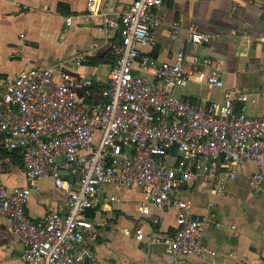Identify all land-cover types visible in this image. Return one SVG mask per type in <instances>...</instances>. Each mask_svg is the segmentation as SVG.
<instances>
[{
  "label": "built area",
  "instance_id": "2783aa9c",
  "mask_svg": "<svg viewBox=\"0 0 264 264\" xmlns=\"http://www.w3.org/2000/svg\"><path fill=\"white\" fill-rule=\"evenodd\" d=\"M165 1L131 0L117 21L100 14L103 26L117 29L119 39L110 46L115 62L99 102L88 101L91 82L74 79L62 64L22 70L0 91V148L19 152L28 181L9 190L0 165V213L23 245V264H84L81 245L93 229L88 211L103 185L140 188L142 215L150 205L175 209L172 235L138 229L133 234L137 242L163 245L173 256H209L215 264L216 252L201 244L207 217L191 211L183 187L201 175L220 194L252 163L256 172L250 185L261 188L264 106L260 116L246 114L243 106L236 110L246 96L224 88L218 61L195 56L193 69L185 71L181 50L172 61H157L139 49L154 44L161 25L155 10ZM180 30V23L173 22L169 37L178 39ZM187 37L206 44L215 35L189 26ZM84 62L80 54L71 64ZM191 78L224 89L222 101L197 106L177 97L174 90ZM48 178L64 196L65 212L51 210L36 222L27 214L29 197L37 181Z\"/></svg>",
  "mask_w": 264,
  "mask_h": 264
},
{
  "label": "crops",
  "instance_id": "0c3cea01",
  "mask_svg": "<svg viewBox=\"0 0 264 264\" xmlns=\"http://www.w3.org/2000/svg\"><path fill=\"white\" fill-rule=\"evenodd\" d=\"M130 1L0 0V91L22 70L62 64L74 79L91 82L88 101L99 102V90L106 85L115 62L110 46L119 39L117 29L103 26L100 14L117 21ZM155 14L161 25L153 45L139 46L142 52L157 61H172L181 50L185 71L193 69L195 56L218 61L224 88L246 96L236 110L243 106L248 115L262 114L264 0H167ZM67 18L71 19L69 25ZM173 22L181 25L176 40L168 34ZM189 26L215 38L206 44L189 41ZM80 54L86 62L73 67L72 59ZM223 93L224 89L199 84L193 78L174 90L177 97L197 106L221 102ZM0 165L1 178L9 190L28 184L19 152L0 149ZM255 172L254 165L247 163L220 194L201 175L182 189L191 211L207 217L201 244L216 252L215 264H264V180L259 190L252 188L250 178ZM144 202L145 195L138 187H100L96 204L88 211L93 229L81 245L84 264H210L209 256L203 260L173 256L163 245L137 242L133 234L138 229L161 237L175 231L174 208L161 211L150 205L149 213L142 215ZM26 210L38 222L51 210L64 213L65 198L51 179H40ZM22 253V243L0 213V264H23Z\"/></svg>",
  "mask_w": 264,
  "mask_h": 264
},
{
  "label": "rangeland",
  "instance_id": "374dc122",
  "mask_svg": "<svg viewBox=\"0 0 264 264\" xmlns=\"http://www.w3.org/2000/svg\"><path fill=\"white\" fill-rule=\"evenodd\" d=\"M133 196L137 197L138 195L136 193H133Z\"/></svg>",
  "mask_w": 264,
  "mask_h": 264
},
{
  "label": "trees",
  "instance_id": "16d2710c",
  "mask_svg": "<svg viewBox=\"0 0 264 264\" xmlns=\"http://www.w3.org/2000/svg\"><path fill=\"white\" fill-rule=\"evenodd\" d=\"M1 149V148H0ZM15 152V151H14ZM18 152V151H17Z\"/></svg>",
  "mask_w": 264,
  "mask_h": 264
}]
</instances>
